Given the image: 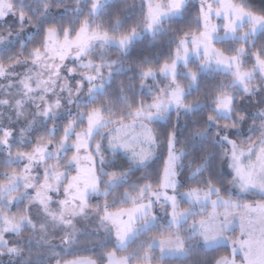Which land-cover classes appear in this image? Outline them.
<instances>
[{
  "label": "snow or ice",
  "instance_id": "obj_1",
  "mask_svg": "<svg viewBox=\"0 0 264 264\" xmlns=\"http://www.w3.org/2000/svg\"><path fill=\"white\" fill-rule=\"evenodd\" d=\"M111 3L0 0V45L20 38L0 79L18 77L22 94L0 105L27 117L34 104L25 127L0 125V254L24 252L8 234L27 226L51 264H264V10L143 0L125 22L131 5ZM166 21L172 47L108 87L133 67L121 59L133 40ZM182 113L192 123L179 136Z\"/></svg>",
  "mask_w": 264,
  "mask_h": 264
},
{
  "label": "rangeland",
  "instance_id": "obj_2",
  "mask_svg": "<svg viewBox=\"0 0 264 264\" xmlns=\"http://www.w3.org/2000/svg\"><path fill=\"white\" fill-rule=\"evenodd\" d=\"M192 2L195 3L196 0H192ZM56 15L57 16H63V15H65V13L60 12V13H57ZM181 17L182 16L169 17V20H175V19H178ZM163 30L164 29L159 30L155 36H157ZM144 36H149V37H152V39H155V38H153L155 36L150 35L147 31H144L141 33L140 36L135 38L133 40V42L141 39ZM23 37H25V36H22L21 38H23ZM19 39L20 38H17L16 40H9L6 45H0V53L3 50L7 49L12 44L16 43ZM128 53H129V51H128ZM123 58H124V56H121V59H123ZM189 59L194 61L196 58L194 56H190ZM22 70H23L22 67L14 69V71H18V72L22 71ZM208 71H212V69H209ZM202 72H207V71H202ZM17 79H18V77H16V76H9L6 79H0V85H2V87H0V99L5 98V97H10V96H12L13 93H16V90L19 87V85L14 84L13 86L10 87L9 86V80L15 81ZM146 91L147 90H145V92ZM20 95H22V94L17 93L16 96H12V99L19 98ZM244 106L250 107L249 109H251L255 105L252 104L251 98H248V100L245 101L244 105H242V108H241L243 110H246V108ZM25 107L29 110L28 116L27 117H17L16 116V110H15V108H13L11 106V104L0 105V125H9L13 128H16L17 130L21 127H25L27 125V120L29 118H31V115L33 113L34 104L31 100H28L25 104ZM63 116H64V113L61 112L57 118L59 119V118H62ZM45 127H47V121L41 120L38 125H33V132H35L39 129L45 128ZM19 142H20L19 136L13 137V140H12L13 144H17ZM24 143L25 144L28 143L27 138H25ZM17 163H19V162H17ZM21 201H23V200H18L16 202V204H18ZM33 214L37 220L41 219L42 214L39 212L38 209L35 210ZM49 230H50V234L58 235L57 232H52L51 228ZM29 232H30V229H28L26 226L25 229L21 232L19 237H17L15 233H9L8 234L9 238H10V242L21 246L24 249V252L18 256L10 255L7 253L0 254L1 256H3V262L1 264H51V262L54 259H56V257L48 255V249L51 247V245H45V244H43V242H40L39 244H37V240L39 239V235H40L39 230L36 231V234L34 237L30 236ZM53 244H55L57 250L60 253H62V254L65 253V249L57 241H53ZM92 251H94V249H90L87 247L80 248V249L71 248V249L67 250V252L69 254H71V253H82L84 255H87ZM169 258H178V257H169Z\"/></svg>",
  "mask_w": 264,
  "mask_h": 264
},
{
  "label": "trees",
  "instance_id": "obj_3",
  "mask_svg": "<svg viewBox=\"0 0 264 264\" xmlns=\"http://www.w3.org/2000/svg\"><path fill=\"white\" fill-rule=\"evenodd\" d=\"M245 2L249 6H251L252 8L258 11L264 10V0H245ZM121 4L131 5L127 9V12L130 15L125 16V22H127L129 20L135 19L137 13L143 7V0H112V3L109 5V7L118 8ZM108 14L110 15L111 13L109 12ZM181 19H184V17H181L175 20H181ZM169 21L165 22L166 27L164 28V30L160 32L157 36L153 37L155 39H152V37H149V36H144L141 39L132 43L129 53L127 54V56H124L122 60L132 63L133 67L131 69L126 68L120 73L114 72L113 73L114 79L112 81V84L108 85V87H112L116 83L115 77H118L121 75L128 76L130 79H135V64L137 62L146 63L149 60H156L158 62L160 57L163 56L167 52V50L172 47V44L174 43V32L172 30L173 25ZM22 39L27 41L28 37L25 35V37H23ZM17 42L9 46L7 49L14 48ZM7 49L3 50L0 53V55H3L7 51ZM211 72L212 71L201 73L202 77L204 78L206 82L212 81L217 78L214 74L210 75L209 73ZM246 100H248V98L240 102V105H239L240 109L242 108V105H244ZM244 107L246 108V110H249L250 108L246 106ZM241 110L243 111V109ZM181 117L182 118L179 120V123L177 124V134L179 136H183L184 132L188 129L189 125L192 123V120L190 117L187 118V120L183 118V117H187V113H182ZM22 204H23V201L19 202L16 205H22ZM169 259L174 260V259H179V258H169ZM2 262H3V256L0 255V264Z\"/></svg>",
  "mask_w": 264,
  "mask_h": 264
}]
</instances>
